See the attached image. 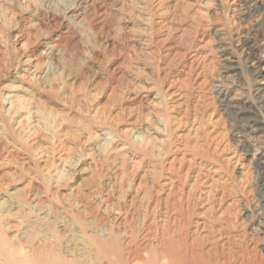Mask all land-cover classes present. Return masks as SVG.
<instances>
[{
	"label": "rangeland",
	"instance_id": "374dc122",
	"mask_svg": "<svg viewBox=\"0 0 264 264\" xmlns=\"http://www.w3.org/2000/svg\"><path fill=\"white\" fill-rule=\"evenodd\" d=\"M263 41L264 0H0V92L37 114L0 111V264H264Z\"/></svg>",
	"mask_w": 264,
	"mask_h": 264
},
{
	"label": "bare ground",
	"instance_id": "6f19581e",
	"mask_svg": "<svg viewBox=\"0 0 264 264\" xmlns=\"http://www.w3.org/2000/svg\"><path fill=\"white\" fill-rule=\"evenodd\" d=\"M262 48L264 49V41L263 43L261 44ZM257 63V62H256ZM258 68V67H257ZM263 71H258L256 75H258V77L260 78H263ZM21 90V91H19ZM26 90V89H25ZM24 89H19V88H14L12 91L8 92V93H2L0 92V102H1V105H0V111H5L7 112L9 115L13 114L14 118H15V121H17V118H18V122H17V128H19L20 126H22L21 124H23L24 122V119L27 120H31V119H34L33 117L36 116L37 114L36 113H32L31 111H27V104L24 100H26L25 96L24 95H21L22 92L25 91ZM258 93H259V101H261L262 105H264V83H262V86L259 87L258 89ZM236 108V107H234ZM240 110V109H239ZM26 111V112H25ZM26 113V117L23 118V115ZM23 129V127H22ZM136 140H140V138H136ZM244 148L248 150V152H250V145L246 142L243 144ZM2 193H0L1 195ZM15 195V192L14 191H8L7 193H5L3 195V197H0V212L2 211L1 209L2 208H5V205L9 200H11L13 198V196ZM119 213V212H118ZM102 233V234H101ZM100 234H98L96 232V235L98 234L101 235L100 238H98V236H86L85 237V240L83 241V243H87V245L89 247H92V249L94 248V250H96V254H98L96 256V258H98V256H101L102 257H105V258H108L112 255V254H118L119 255H124L125 253L124 252H128V250L124 251V249L120 248V247H116V246H113L111 243H113L112 240L115 239V235L114 233L113 234H109V238L108 240L110 239L109 243L110 244H107V242H103L104 240V237L106 238V235L107 232L106 231H103L101 232ZM109 233V232H108ZM84 237V236H82ZM103 239H102V238ZM128 237V236H127ZM112 238V240H111ZM120 238V237H119ZM129 238V237H128ZM84 239V238H82ZM112 241V242H111ZM4 242V241H3ZM82 243V244H83ZM85 243V244H86ZM84 246V245H83ZM87 246H85V249H86ZM175 245L172 241H169L168 242V239L166 240V243L162 246L161 249H159L157 246L155 247H151V249H149L148 251H145L148 255H144V253H137V255L134 254V257H129L130 259H121L120 260V256H118L117 258V261H115L114 259H111L113 260H108V262H110V264H199L198 262L194 263L195 262V259H200V261H203L204 260V253L203 252H200V253H192V252H188V251H183V252H180V251H175ZM53 249V248H52ZM67 249V248H66ZM84 249V248H83ZM90 248V251L92 250ZM88 250V249H87ZM41 251V250H40ZM86 251V250H85ZM19 252V251H18ZM88 252V251H87ZM93 252V251H92ZM126 252V253H127ZM144 252V251H143ZM15 253V252H14ZM41 253V252H40ZM90 253V252H89ZM90 254H93V253H90ZM49 255V254H48ZM94 255V254H93ZM33 256V255H32ZM36 256V255H35ZM41 256V255H40ZM45 256V255H44ZM42 256V257H44ZM61 256V255H60ZM60 256H55L57 259V261L59 260V257ZM87 256V255H86ZM125 256V255H124ZM127 256V255H126ZM117 257V256H116ZM25 258V257H24ZM34 258V256H33ZM47 258V257H46ZM61 258V257H60ZM82 258V257H81ZM51 259V258H49ZM55 259V258H54ZM53 259V260H54ZM99 259V258H98ZM104 259V258H103ZM26 260V259H25ZM33 260V259H32ZM39 260V259H38ZM76 260V259H75ZM107 260V259H106ZM24 261V260H23ZM21 261V262H23ZM34 261H36V259L34 258ZM43 261H46L43 260ZM56 261V259H55ZM101 261V259H100ZM104 261V260H102ZM119 261V262H118ZM33 262V261H32ZM39 262V261H38ZM47 262V261H46ZM50 262V261H49ZM95 262V261H94ZM97 262V261H96ZM51 263H52V259H51ZM57 263V262H55ZM65 263V262H63ZM68 263V262H67ZM66 263V264H67ZM34 264V263H33ZM41 264H45V262H42ZM47 264V263H46ZM59 264V262L57 263ZM62 264V262H61ZM71 264V263H70ZM78 264V263H77Z\"/></svg>",
	"mask_w": 264,
	"mask_h": 264
}]
</instances>
